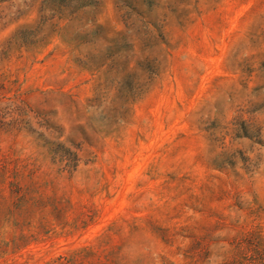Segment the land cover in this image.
<instances>
[{
	"label": "rangeland",
	"instance_id": "374dc122",
	"mask_svg": "<svg viewBox=\"0 0 264 264\" xmlns=\"http://www.w3.org/2000/svg\"><path fill=\"white\" fill-rule=\"evenodd\" d=\"M0 264H264V0H0Z\"/></svg>",
	"mask_w": 264,
	"mask_h": 264
}]
</instances>
